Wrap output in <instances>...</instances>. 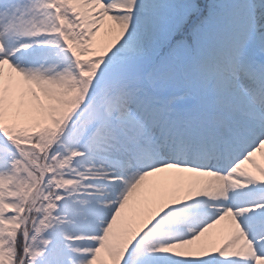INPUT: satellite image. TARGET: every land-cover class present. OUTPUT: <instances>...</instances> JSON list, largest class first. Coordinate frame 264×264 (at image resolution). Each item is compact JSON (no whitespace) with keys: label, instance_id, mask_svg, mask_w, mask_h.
<instances>
[{"label":"snow or ice","instance_id":"6c2138e0","mask_svg":"<svg viewBox=\"0 0 264 264\" xmlns=\"http://www.w3.org/2000/svg\"><path fill=\"white\" fill-rule=\"evenodd\" d=\"M0 264H264V0H0Z\"/></svg>","mask_w":264,"mask_h":264}]
</instances>
